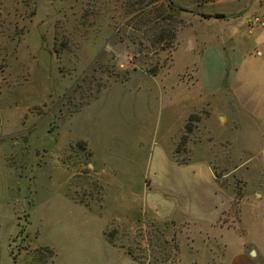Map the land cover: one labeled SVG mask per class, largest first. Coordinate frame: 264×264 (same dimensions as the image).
Returning <instances> with one entry per match:
<instances>
[{"label":"rangeland","instance_id":"obj_1","mask_svg":"<svg viewBox=\"0 0 264 264\" xmlns=\"http://www.w3.org/2000/svg\"><path fill=\"white\" fill-rule=\"evenodd\" d=\"M229 7L0 0V264H60L67 231L103 264L123 262L101 233L138 264L199 262L223 252L199 234L215 210L209 227L243 237L264 150V24L196 18Z\"/></svg>","mask_w":264,"mask_h":264},{"label":"crops","instance_id":"obj_2","mask_svg":"<svg viewBox=\"0 0 264 264\" xmlns=\"http://www.w3.org/2000/svg\"><path fill=\"white\" fill-rule=\"evenodd\" d=\"M220 3L230 2L231 7L228 8L227 13L218 11L215 13L224 14V18H213L212 20L224 21L226 18L231 19L235 25L244 26L247 21L243 18L241 23H237L236 20L239 16L252 17L256 20L263 21L264 24V0H262L259 6L257 0H219ZM257 11V13H256ZM197 19L202 18L201 15L196 14ZM229 15H235L233 17ZM205 19V18H203ZM260 155V179L252 186L255 197H257V203L255 208L251 207L250 222L246 224V228L243 231V237L241 234L233 233V230L228 228H211L209 225L212 221H216L219 213L214 211L212 217H206L199 219L203 224L202 230L199 234L208 238L209 236L219 237L224 240L223 252L220 255H214L210 252L211 256L202 254V259L199 262H193V260L185 259L188 264H264V150H261ZM221 201V199H220ZM69 235L66 238V242L63 243L58 250L60 264H103L100 261L96 262V259L92 257V244L87 240L77 239L76 234H71V231H67ZM76 235V236H75ZM84 236L83 234H81ZM101 240L105 244V248L110 254H118L123 264H138L135 260L127 256L123 251L114 249L104 237ZM203 243H205L202 240ZM198 253V250H196ZM198 257V256H197ZM108 258V255L105 257ZM195 258V257H194ZM196 259V258H195ZM99 262V263H98ZM108 263V261H106ZM184 262V263H183ZM182 264H185L183 261Z\"/></svg>","mask_w":264,"mask_h":264},{"label":"trees","instance_id":"obj_3","mask_svg":"<svg viewBox=\"0 0 264 264\" xmlns=\"http://www.w3.org/2000/svg\"><path fill=\"white\" fill-rule=\"evenodd\" d=\"M202 17L204 18H209V17H215V18H224L225 15L224 14H221V13H216L214 15H206V14H201Z\"/></svg>","mask_w":264,"mask_h":264},{"label":"water","instance_id":"obj_4","mask_svg":"<svg viewBox=\"0 0 264 264\" xmlns=\"http://www.w3.org/2000/svg\"><path fill=\"white\" fill-rule=\"evenodd\" d=\"M231 17L235 16V15H230Z\"/></svg>","mask_w":264,"mask_h":264}]
</instances>
